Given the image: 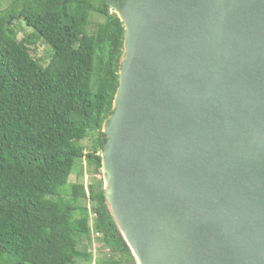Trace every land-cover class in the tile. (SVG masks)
Returning <instances> with one entry per match:
<instances>
[{"label": "water", "instance_id": "95a60500", "mask_svg": "<svg viewBox=\"0 0 264 264\" xmlns=\"http://www.w3.org/2000/svg\"><path fill=\"white\" fill-rule=\"evenodd\" d=\"M107 2L126 32L102 172L137 264L130 241L146 264H264V0Z\"/></svg>", "mask_w": 264, "mask_h": 264}, {"label": "trees", "instance_id": "16d2710c", "mask_svg": "<svg viewBox=\"0 0 264 264\" xmlns=\"http://www.w3.org/2000/svg\"><path fill=\"white\" fill-rule=\"evenodd\" d=\"M20 20L32 29L21 41ZM125 32L107 0H10L0 11V264H137L101 172ZM39 41L52 49L45 66L30 51ZM79 160L101 176L90 193L70 183ZM92 232L98 260L73 245Z\"/></svg>", "mask_w": 264, "mask_h": 264}, {"label": "rangeland", "instance_id": "374dc122", "mask_svg": "<svg viewBox=\"0 0 264 264\" xmlns=\"http://www.w3.org/2000/svg\"><path fill=\"white\" fill-rule=\"evenodd\" d=\"M10 4V0H1L0 2V11L6 9ZM96 21H100V19L95 18ZM16 30L18 31V40H23L28 35L32 33V29L27 27L26 24L20 21H14ZM30 51L32 56L37 59L44 66L48 64L50 58L52 56V49L43 43L42 41L37 42L35 45L30 47ZM96 139L95 135H91L86 140L80 143V146L84 148L86 153H89L94 145V140ZM102 172V171H101ZM102 177L104 179V174L102 172ZM83 182L90 193V187L94 186L95 188L101 182V176L97 175L93 168H89L86 165L85 161H77L73 170V174L70 177V183ZM105 188V181H104ZM105 190V189H104ZM100 236L96 233L92 232L87 238L85 237H75L73 239V245L77 250L81 252H91L94 255V259L98 260L99 257L102 256V248L99 241ZM91 240V243L89 242ZM105 253V252H104ZM77 264H89L84 261H79Z\"/></svg>", "mask_w": 264, "mask_h": 264}, {"label": "bare ground", "instance_id": "6f19581e", "mask_svg": "<svg viewBox=\"0 0 264 264\" xmlns=\"http://www.w3.org/2000/svg\"><path fill=\"white\" fill-rule=\"evenodd\" d=\"M119 15L122 16V11L121 10L119 11ZM105 174H106V177L108 178L107 181H106L107 182V184H106L107 188L111 189L112 188V182L109 179L110 172H109L108 168H106V166H105ZM110 200H111V198H110ZM117 219H118V216H117ZM118 222L120 223L119 219H118ZM120 225H121V223H120ZM121 227H122V230H123L124 234L127 236V232H126V229L123 226V224L121 225ZM130 243H131V245H132V247L134 249L135 256L137 257L139 264H146L144 259H143V257L141 256L139 250H137V248L135 247V244L132 241H130Z\"/></svg>", "mask_w": 264, "mask_h": 264}, {"label": "flooded vegetation", "instance_id": "af4514ba", "mask_svg": "<svg viewBox=\"0 0 264 264\" xmlns=\"http://www.w3.org/2000/svg\"><path fill=\"white\" fill-rule=\"evenodd\" d=\"M119 2H122L123 0H118Z\"/></svg>", "mask_w": 264, "mask_h": 264}]
</instances>
